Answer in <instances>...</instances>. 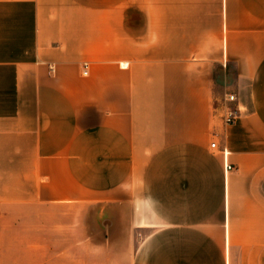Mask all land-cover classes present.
Here are the masks:
<instances>
[{
	"label": "crops",
	"instance_id": "0c3cea01",
	"mask_svg": "<svg viewBox=\"0 0 264 264\" xmlns=\"http://www.w3.org/2000/svg\"><path fill=\"white\" fill-rule=\"evenodd\" d=\"M0 218V264H264V0H0Z\"/></svg>",
	"mask_w": 264,
	"mask_h": 264
},
{
	"label": "built area",
	"instance_id": "2783aa9c",
	"mask_svg": "<svg viewBox=\"0 0 264 264\" xmlns=\"http://www.w3.org/2000/svg\"><path fill=\"white\" fill-rule=\"evenodd\" d=\"M89 62H85L83 64V72L84 74H88L89 72ZM52 70H54V66H52ZM238 96L234 92H229L226 94L225 98L222 101V109H223V117L224 121L227 124L234 123L237 118L240 116L242 112L241 106L237 103ZM216 145V142L213 143V146ZM226 155H228V151L225 150ZM234 169V166L227 162L226 164V171L227 173L232 171Z\"/></svg>",
	"mask_w": 264,
	"mask_h": 264
},
{
	"label": "rangeland",
	"instance_id": "374dc122",
	"mask_svg": "<svg viewBox=\"0 0 264 264\" xmlns=\"http://www.w3.org/2000/svg\"><path fill=\"white\" fill-rule=\"evenodd\" d=\"M221 74L222 73L220 71L217 72V75H218L219 78L221 77ZM58 221H59V223H61V222H64L65 220L64 219H59ZM1 224L2 223H1V218H0V226H1ZM32 225H33V220L30 219L29 222H27V226H32ZM31 255H32V252H27V256H31Z\"/></svg>",
	"mask_w": 264,
	"mask_h": 264
}]
</instances>
